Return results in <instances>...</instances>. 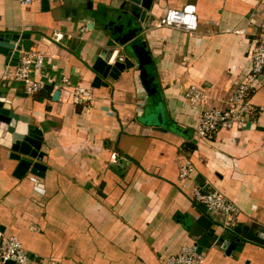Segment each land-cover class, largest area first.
I'll list each match as a JSON object with an SVG mask.
<instances>
[{"label":"crops","instance_id":"obj_1","mask_svg":"<svg viewBox=\"0 0 264 264\" xmlns=\"http://www.w3.org/2000/svg\"><path fill=\"white\" fill-rule=\"evenodd\" d=\"M104 1L0 0V32L28 33L29 51L41 52L51 77L27 94L4 77L13 66L0 55V81L17 112L38 126L45 167L42 177H17L0 145V235L17 236L28 264H161L202 238L201 264H264V73L248 92L252 112L243 122L203 138L193 132L201 110L224 107L230 88L245 81L251 40L264 31V0H151L139 33L146 75L130 69L92 87ZM122 1L137 6L111 7ZM188 3L195 31L156 25L168 8ZM59 75L68 85L56 89ZM189 85L202 88V106L188 103ZM72 86L90 88L92 100L73 103ZM184 161L192 171L178 180ZM203 182L239 209L231 232L192 200V186ZM201 213L213 238L194 223ZM220 236L235 237L238 250L225 253Z\"/></svg>","mask_w":264,"mask_h":264},{"label":"built area","instance_id":"obj_2","mask_svg":"<svg viewBox=\"0 0 264 264\" xmlns=\"http://www.w3.org/2000/svg\"><path fill=\"white\" fill-rule=\"evenodd\" d=\"M21 4H27L30 0H19ZM158 26L177 28L186 33L196 30V13L193 4H185L180 9L168 8L163 18L157 22ZM234 32L242 33V29ZM61 34H55L53 39L58 41ZM249 70L245 75V81L235 84L230 88L226 97V105L219 108L203 109L199 112L194 127V135L203 138L213 135L219 128H230L234 123L243 122L245 117L252 112V106L248 100V92L252 83L260 74L264 73V31H258L251 40L248 48ZM39 76L34 79L33 76ZM8 80L19 81L27 94L38 91L45 80H50L47 75L44 56L39 51L20 52L16 66L5 76ZM51 81V80H50ZM53 88L66 87L68 79L64 75L55 77L52 81ZM90 88L72 86L71 99L73 103H89L92 100ZM185 97L192 106H202L204 92L201 87L189 85L185 91ZM192 166L189 161H184L178 166V180L185 179L190 175ZM36 183L35 178H30ZM192 200L201 206L204 211L216 217V225L221 230L231 232L235 225L239 209L217 190L208 188L206 182L195 183L191 188ZM215 241V240H214ZM11 261L13 264H28L29 257L22 247L17 236L0 235V263ZM161 264H201L202 255L197 251L195 243L180 245L179 249L166 257L160 258Z\"/></svg>","mask_w":264,"mask_h":264},{"label":"water","instance_id":"obj_3","mask_svg":"<svg viewBox=\"0 0 264 264\" xmlns=\"http://www.w3.org/2000/svg\"><path fill=\"white\" fill-rule=\"evenodd\" d=\"M115 0H105L99 4L96 12L98 20L97 34L102 46L96 55L90 68L95 73L92 87L97 83L105 86L104 80H115L122 71L137 69L139 77L146 75L150 57L144 41L139 39L140 30L148 19V10L151 0H132L137 6L130 9L124 7L122 1L118 10L111 7ZM108 19L104 24L103 21ZM31 41L28 33L0 32V55L3 56L5 66H16L20 52H28ZM103 81V82H102ZM17 107V106H16ZM12 106V99L7 97L5 82L0 81V145L6 148L7 158L14 163L13 174L21 177L26 172L42 177L45 167L40 164L42 152L39 151L42 142V134L38 126L29 123L27 116L17 112ZM34 184V189L40 188ZM194 223L206 232L209 238H213L215 227L213 222L201 213ZM0 233L2 229L0 228ZM207 240L202 238L197 243V251L201 252ZM237 242L235 237H218L217 245L225 253L229 248L234 250ZM2 264H13L5 261Z\"/></svg>","mask_w":264,"mask_h":264}]
</instances>
